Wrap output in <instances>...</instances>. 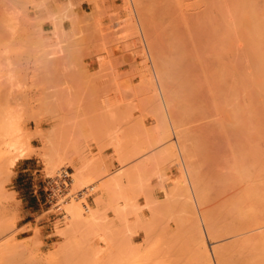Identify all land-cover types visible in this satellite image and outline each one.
Wrapping results in <instances>:
<instances>
[{"label": "rangeland", "instance_id": "rangeland-1", "mask_svg": "<svg viewBox=\"0 0 264 264\" xmlns=\"http://www.w3.org/2000/svg\"><path fill=\"white\" fill-rule=\"evenodd\" d=\"M44 1L0 0V124L12 121L25 151L7 169L8 158L18 152L7 153L8 138L0 135V221L5 208L12 221L0 232V264H189L191 251H195L193 260L189 256L192 264L195 259L202 264V239L212 264L219 263L215 254L219 246L223 248L219 255L226 251L228 260L243 264L254 244V234L249 232L257 233L264 224L242 232L238 225L243 219L236 218L237 225L234 217L226 216L235 213L229 200L234 195L229 198L227 194L231 187L229 192L219 187L229 184L223 185L221 179L234 172L233 162L242 164L241 160L246 162L252 156L246 142H252L253 150L264 149V133L258 132V114L252 113L256 110L254 91L242 96L230 88L233 83L228 84L231 92L222 93L219 87L226 77L239 86L238 73L246 62L238 46L230 52L222 49L218 53L222 56L217 57L222 72L217 71L212 51L220 46L218 31H223L221 4L225 0L215 4L210 0H87L89 7L80 13L67 0L50 18L40 15ZM45 19L51 20V28L43 27ZM63 20L68 21L66 27ZM208 55L215 58L214 69H210L218 72V79L209 69ZM235 94V101L238 97L256 121L248 118L252 124L246 122L249 125L244 127L240 122L230 124H238L244 133L251 129L254 140L246 139L248 133L238 135L243 134L246 141L242 136L237 139L242 141L240 147L246 143L245 155L236 146L237 128L229 130L230 122L223 119L224 109L230 108L225 103L234 104ZM157 120L169 127L161 130ZM254 131L258 132L255 136ZM77 168H84L82 182L76 178ZM65 170L70 181L54 189L57 204L52 203L47 198L49 181L58 182ZM20 173L24 174L19 178ZM110 178L111 188L106 189ZM125 184L127 207L122 195ZM222 190L225 195L218 193ZM203 192L206 198L200 200L205 195H197ZM27 193L33 199L30 210L24 202ZM223 197L230 203L226 205ZM235 199L233 205L238 203ZM70 203L83 206L86 217L92 208L97 209L96 217L72 224L67 232ZM212 213L220 226L210 224L216 221L211 222ZM230 224L231 230L234 225L242 230L236 227V233L230 234ZM180 247L186 248L187 256H180L185 252Z\"/></svg>", "mask_w": 264, "mask_h": 264}, {"label": "bare ground", "instance_id": "bare-ground-1", "mask_svg": "<svg viewBox=\"0 0 264 264\" xmlns=\"http://www.w3.org/2000/svg\"><path fill=\"white\" fill-rule=\"evenodd\" d=\"M216 1H219L220 3H221V0H210V2H211V4H215L216 3ZM262 1V0H261ZM261 1H259L258 2V0H225V1H222V2H225L224 4L222 3L221 5H222V7H224L223 9H222V11H223V13H222V11H221V14H222V19L224 20V21H222V22H225V23H222V22H220V24H222L221 26H220V29H223V31L221 30V31H218V32H220V33H218V40L220 41L219 43V45L218 44H216L217 43V41H216V37H215V44H216V47L217 46H219V48H216L217 50L215 51V49L213 48V51H212V54H214V55H212L213 57L215 56V58H213V59H211V57L209 58V55H208V59H207V61H209L210 63L212 62V64H209L208 66H209V69H210V67L212 66V65H214L215 64V62H214V59H215V61L217 62V60H218V56H220L218 53H220L221 52V50L223 49V51H228V52H230V50L232 49H234L235 48V46H236V48H237V46H238V48H239V51L240 52H242L243 54V60L245 59V63H243L242 62V65H241V67L242 68H240V71L239 72H241V69L243 70L242 71V73H238V78L240 79V80H237V82L239 81V86H235V81L233 82V80H232V78H230V77H226L228 80H226V78H224L226 81H224V79H221V80H223V82H221V84L219 83V87H220V90H222L221 92L222 93H224V91L225 90H227V89H229V87H230V85H228V84H232L231 85V87L230 88H234V89H236V91L234 90L233 92H240V94H242V96H244V95H249L250 93H252L253 91H254V93H255V99H256V108H254V109H256V110H252V113H254V115L256 116V114H258L256 117V121L258 122V123H260V127L258 128V132H262V133H264V4H262L261 5ZM209 2V1H208ZM209 2V3H210ZM218 2V3H219ZM220 3L218 4V5H220ZM262 3H264V1H262ZM210 4V5H211ZM260 4V5H259ZM221 5L220 6H218V8H221ZM223 24H224V26H223ZM223 26V27H222ZM222 27V28H221ZM214 34H216V33H214ZM215 36V35H214ZM213 38V37H212ZM211 38V39H212ZM213 42V43H214ZM215 44H213V46L212 47H214V45ZM225 48V49H224ZM226 48H227V50H226ZM216 52V53H215ZM211 53V52H210ZM221 53H223V52H221ZM224 55V54H223ZM222 56V55H221ZM220 56V57H221ZM245 57V58H244ZM248 57V58H247ZM161 58V57H160ZM210 59L212 60V61H210ZM166 62V61H165ZM209 62H207V63H209ZM220 62V61H219ZM166 63H168V62H166ZM214 63V64H213ZM218 63V62H217ZM217 63H216V65H217ZM222 63V62H221ZM224 63V62H223ZM222 63V64H223ZM245 64V65H244ZM170 65V64H169ZM165 66V65H164ZM187 66V65H186ZM224 66V65H223ZM183 67V66H182ZM188 67V66H187ZM214 66H212V68H213ZM219 67V68H218ZM212 68L210 69L211 71H212ZM217 68H218V72H222V67L220 66V63H218V66H217ZM221 68V69H220ZM224 68V67H223ZM164 67H163V69H162V67L160 68V70H163V73L165 72L164 71ZM167 69V71H168V67L166 68ZM171 69L172 68H170V71H171ZM214 69V68H213ZM173 70V69H172ZM225 70V69H224ZM174 71H175V69H174ZM173 71V72H174ZM214 71V70H213ZM212 71V72H213ZM216 71V74H214V72H213V76L215 77L214 79H218V72ZM169 72V71H168ZM172 72V71H171ZM211 72V73H212ZM176 73V72H175ZM223 74H226V73H224V71H223ZM239 74H241V75H239ZM217 75V76H216ZM227 75V74H226ZM167 76V75H166ZM221 76V75H220ZM228 76V75H227ZM241 78H240V77ZM162 77H164V76H162ZM168 78V77H167ZM237 78V79H238ZM164 79V81L166 80L165 78H163ZM220 79H219V81H220ZM234 79V78H233ZM230 80V81H229ZM231 80H232V82H231ZM236 80V79H235ZM183 81V80H182ZM228 81V82H227ZM227 82V84H225V85H227V86H225L224 85V83H226ZM230 82V83H229ZM222 84H223V86L226 88V89H224V87H221L222 86ZM253 84V85H252ZM221 85V86H220ZM228 87V88H227ZM224 89V90H223ZM232 91V89H229L228 91ZM239 90V91H238ZM154 91H156V90H154ZM230 91V92H231ZM253 93V94H254ZM175 94V95H174ZM173 95L176 97L177 96V94L176 93H174ZM227 94V93H226ZM224 95L225 94H223L221 97H223V99H224ZM231 95H233L232 93H231ZM172 96V95H171ZM174 96H172L171 97V99L172 98H174ZM227 96V95H226ZM234 96V95H233ZM228 97H229V95H228ZM228 97H226V99L228 98ZM170 98V97H169ZM168 98V99H169ZM236 99V94H235V97H233V99H232V102H234V104H228L229 102H227V104L225 103V105L226 106H228V107H230L228 110L227 109H224V112H223V119H227L228 121H226L227 123L228 122H230L229 123V125L232 123V124H234L233 122H235V123H238V124H240L241 123V125H242V127H244V125H249V124H246V122L248 123H250V124H252V122H250L249 120H248V118H250V120L251 121H253L254 120V117L249 113V112H247V113H249V116L251 115V117H253V118H251V117H249L248 116V114L245 112V108L243 107V105L240 103L241 102V100H238V97H237V100L235 101V99ZM246 98V97H245ZM228 100V99H227ZM229 100L231 101V99L229 98ZM228 100V101H229ZM157 102V101H156ZM224 102V101H223ZM235 102H239L240 104H238V103H235ZM158 104V103H157ZM156 104V107L158 106ZM161 103H159V105H160ZM236 104H238L237 106L239 107V109L237 108V106H236ZM225 106V107H226ZM241 106V107H240ZM159 107V106H158ZM161 107H162V105H161ZM224 107V106H223ZM237 110H236V109ZM241 108V109H240ZM158 108H156V110H157ZM231 109V110H230ZM236 110V111H232V110ZM161 110H163V109H161ZM225 110H227V111H225ZM239 110V112H237ZM241 110V111H240ZM229 111V112H228ZM247 111V110H246ZM254 111H257V113L256 112H254ZM226 112V113H225ZM230 112H233V115H230L229 113ZM237 112V113H236ZM158 113H159V109L157 110V112H156V115H158ZM238 113H240L239 115H238ZM243 113V114H242ZM227 114H229V115H227ZM245 114V115H244ZM165 115V114H164ZM226 116V117H225ZM231 116V118L229 119V117ZM234 116V117H233ZM237 118H236V117ZM177 117H178V115H176V120H177ZM181 116L179 115V119H181L180 118ZM158 118H160L159 117V115H158ZM157 118V119H158ZM233 118V119H232ZM237 119L236 121H235V119ZM163 119V118H162ZM258 119V120H257ZM160 120V119H159ZM176 120H175V122H176ZM231 120V121H230ZM232 120H234V121H232ZM158 121V120H157ZM255 121V120H254ZM253 121V122H254ZM255 121V122H256ZM10 122H12V121H3L1 124H0V135H5L6 136V138H8V139H5V142H6V147H5V151L8 153V152H18V154H16V155H13L12 157H9L8 158V163L6 164V168L7 169H11L12 167H13V165L14 164H16V162H17V160L19 159V157H22L24 154H25V151H24V149L22 148V146H21V144H19V141H18V138L16 137V131L18 130L16 127H14V125H12V123H10ZM165 122V121H164ZM178 122V121H177ZM226 122H224V123H226ZM240 122V123H239ZM158 123H160V121H158ZM162 123H163V121H162ZM162 123H160V126L162 127V125H163V129L159 126V128L161 129V130H165V129H167V127H169V126H166V124H165V126H166V128H164L165 126H164V124H162ZM257 123V124H258ZM176 124V123H175ZM237 124V126L236 125H230V127H229V125H227V128L230 130V128H232L231 130H234V128H237L238 129V131H237V129H236V135L238 136L240 133H244V131L242 132V131H240V127H239V125ZM256 124V123H255ZM178 125V124H177ZM226 125V124H225ZM176 126V125H175ZM256 126V125H255ZM169 129V128H168ZM249 129V128H248ZM245 129V132L246 131H248V132H246V133H244L245 135H247V133H248V136H245L246 137V139L247 140H249V138L251 137H253L251 134L252 133H250L251 132V129ZM255 129V128H254ZM254 129H252V130H254ZM168 131V130H167ZM227 132H228V130H227ZM253 132V131H252ZM255 132L256 131H254V133H253V135L255 136ZM258 132H256V133H258ZM162 133V132H161ZM164 134H166L165 132H163ZM162 133V134H163ZM170 133V132H169ZM261 133V134H262ZM232 135H234L235 136V134L232 132L231 133ZM243 135V134H242ZM242 135H240V136H242ZM250 135V136H249ZM240 136H238V137H236V146H238L239 147V151L241 152H239V151H237V152H239L240 153V155H242L243 153H242V149H244V148H246L247 146L249 147V148H251L252 150H251V152L253 153V154H251V152H250V150L248 151V153H250L249 154V156L250 155H252V156H250L251 158H253V159H250V157H247L248 159H246V162L244 161V160H241V162H242V164L240 165L239 164V161H238V164L237 163H235V162H233L232 164V166H235V168L233 169V171L235 172V173H237V175L238 176H236V174H230L229 176H231L229 179L227 178V177H229V176H227L226 178L225 177H223L222 179H221V181H224V183H223V185L225 184V183H228L229 182V184H225L226 185V187H224V188H221V184H222V182L221 181H219V184H218V186H220L219 188V190H221V189H225L226 190V192H229V193H227L228 195H229V198H230V196H232V195H234V196H232L229 200H230V202L228 201V199H227V201L230 203V205L233 207V206H235L234 207V211H235V213H232L231 215H226L227 216V218L230 216V218H233V220H235L236 218H238V219H240L241 218V223L240 222H236V220H235V222L237 223V225L238 226H240V225H242V229H243V231L242 232H244V231H246L245 229L247 228V230L249 231V229L248 228H255V226H256V228H258V227H260L262 224H264V152H262V150H264V149H259V150H253L254 148H252L253 147V144H252V142H250V141H248V142H246V143H250V144H252V146L250 145V144H248L247 146L245 145L246 143H242V145L243 146H239V144H241L240 143V141L238 142L237 141V139H239V137ZM261 136V135H260ZM260 136L258 137V138H260ZM262 136H264V134H262ZM170 137V136H169ZM243 137V136H242ZM244 138V137H243ZM242 138V139H243ZM251 138H250V140H251ZM255 138V137H254ZM168 139V138H167ZM246 139L244 138V141H246ZM253 139V138H252ZM262 139H264V137H262ZM261 139V140H262ZM254 140V139H253ZM171 141V140H170ZM242 142V141H241ZM170 144H172V143H170ZM246 147H245V146ZM172 147V146H171ZM248 148V149H249ZM188 150H189V148H187ZM238 149V148H237ZM247 149V148H246ZM257 149V148H256ZM262 152V153H260V152ZM255 152H259V153H255ZM245 154H246V152H245ZM245 154H243V155H245ZM55 155H53L52 156V160H54V162H55V159L53 158ZM256 156V157H255ZM243 157V156H242ZM255 158V159H254ZM243 159H245V157H243ZM249 160V161H248ZM81 161V160H80ZM86 161H88V160H86ZM84 163V162H83ZM82 164V163H81ZM85 164V163H84ZM239 165V166H238ZM85 167L87 166V164H85L84 165ZM88 167V166H87ZM86 167V168H87ZM85 168V169H86ZM90 168V167H89ZM237 168V169H236ZM78 169V168H77ZM84 169V168H83ZM83 169L82 168H79L78 170H76L77 171V173H76V178H77V180H82L83 179ZM87 170H89V169H87ZM237 170H238V172H237ZM126 173H127V171H125ZM194 174V173H193ZM192 174V176H194ZM234 175V176H233ZM237 178H236V177ZM182 177V176H181ZM197 177V176H196ZM235 177V178H234ZM225 178V179H224ZM219 179V178H218ZM224 179V180H223ZM232 179H234L233 181H231ZM183 180H184V178H183ZM226 180V181H225ZM228 180V181H227ZM240 180V181H239ZM243 182H242V181ZM112 181H113V178H110V179H108L107 181H106V183H107V185H105L106 186V189H108V188H111V185H112ZM181 181V180H180ZM199 181V180H198ZM218 181V180H217ZM82 182V181H81ZM195 182V181H194ZM216 182V181H215ZM221 182V183H220ZM239 182V183H238ZM80 183V182H79ZM183 183V182H182ZM181 183V184H182ZM186 182H185V180H184V184H185ZM234 183V184H233ZM242 185H241V184ZM180 184V183H179ZM203 184V183H202ZM239 184V185H238ZM178 185V184H177ZM176 185V186H177ZM187 185V184H186ZM209 185V184H208ZM228 185H230V186H228ZM107 186H110V187H108L107 188ZM124 187H123V189L125 188V186H126V189H124V191L122 190V195L124 196L123 197V201H124V207H127L128 206V203H129V199H128V195L129 194H127L126 195V193H128L127 191V184H125V185H123ZM175 186V187H176ZM188 186V185H187ZM200 186V185H199ZM207 186V185H206ZM205 185H204V187H206ZM217 186V187H218ZM174 187V188H175ZM203 187V189H206V188H204ZM208 187V186H207ZM223 187V186H222ZM231 187V188H230ZM209 188V187H208ZM207 188V189H208ZM227 188H230L231 190H229V189H227ZM232 188H233V192H231L232 191ZM176 189H178V188H175L174 190H176ZM179 189H181V187L179 188ZM203 189H201V191L203 190ZM125 190H127V191H125ZM225 190H222V192L220 191H218V193H224V191ZM229 190V191H228ZM200 191V192H201ZM216 192H217V190H215ZM236 191V192H235ZM238 191V192H237ZM124 192V193H123ZM180 192H181V190H180ZM206 192V191H205ZM207 192H209L208 190H207ZM207 192H206V194H207ZM225 192V193H226ZM235 192V193H234ZM225 193H224V195H225ZM197 193H195V195H196ZM200 194V193H199ZM232 194V195H231ZM201 195L202 196H204L205 195V193L203 192V194H200V195H197V198H198V196H200L201 197ZM209 195V194H208ZM219 195V194H218ZM221 195V194H220ZM235 195H237V197L235 196ZM209 197V196H208ZM228 197V196H227ZM236 199H235V198ZM99 198L101 199V201H102V198L99 196ZM99 198H97V199H99ZM204 198H206V195L204 196V197H201L200 198V200L201 199H203V200H205ZM225 197H223V200H224V202H225V204L227 205L228 204V202H226L225 201V199H224ZM232 198H233V200L235 199V201L236 202H238L237 204L236 203H234V201H233V203H234V205L232 204ZM191 199V198H190ZM222 200V201H223ZM190 201H192L193 202V200H190ZM199 201V200H198ZM209 201V200H208ZM244 201V202H243ZM247 203H246V202ZM71 202H74V201H71ZM191 203V202H190ZM202 203H203V201H202ZM204 203H205V201H204ZM222 203V202H221ZM220 203V204H221ZM240 203V204H239ZM244 203V204H243ZM79 204H80V202H79ZM192 205V203L190 204V206ZM225 205V206H226ZM229 205V206H230ZM242 205H243V207H242ZM80 206L81 205H78L77 203H70L69 205H68V207H67V209H66V211H67V214H68V216L70 217V222H69V226L67 227V232H69V231H71L72 230V224H78L80 221H84V222H87V221H89V220H92L94 217H96L95 216V214L97 213V209H95L94 210V208H92L91 209V211L89 212V214L87 215V217L86 216H83V214H82V208H83V206L80 208ZM86 206V205H85ZM84 206V207H85ZM189 206V207H190ZM193 206V205H192ZM191 206V207H192ZM221 206H223V205H221ZM230 206V207H231ZM241 206V207H240ZM249 207V208H247L248 210H247V212L245 211L246 210V207ZM190 207V208H191ZM227 207V206H226ZM230 208V209H233V208ZM237 207H239V209H237ZM193 208V207H192ZM221 208H223V207H221ZM216 209H217V207H216ZM227 209V208H226ZM237 209V210H236ZM245 209V210H244ZM93 210V211H92ZM218 210V209H217ZM239 210H240V212H242V213H240L239 212ZM84 211V210H83ZM101 211V210H100ZM213 211V210H212ZM212 211H210V212H212ZM220 211V210H219ZM223 211V210H222ZM229 210H227V212H228ZM194 212H195V210H194ZM221 212V211H220ZM230 212V211H229ZM232 212H233V210H232ZM236 212H238V214H236ZM206 213V212H205ZM216 214H218V212H215ZM231 213V212H230ZM6 214H7V209L5 208V210H3V214H2V217H1V221H0V232H3V231H6V229L8 228V227H10L11 225H12V221H11V219H10V217H6ZM208 214V213H207ZM222 214V213H221ZM221 214H220V216H221ZM236 214V215H235ZM244 214V215H243ZM195 215H196V213H195ZM210 215V213L208 214V216ZM236 217H235V216ZM211 216V215H210ZM213 216H215V217H213ZM225 216V215H224ZM223 216V217H224ZM226 216L224 217V219H226ZM238 216H242V217H238ZM213 217V218H212ZM212 221L211 222H213L214 220H216V219H214V218H216V217H218L217 215H215L214 213H212ZM197 218V217H196ZM208 220H209V218H207ZM223 218H221V220H222ZM195 220V219H194ZM197 220H198V218H197ZM220 220V221H221ZM229 221H231V220H229ZM237 221H239V220H237ZM219 221L218 220H216L214 223H210L211 225L212 224H216L217 223V225L218 226H220L219 225V223H218ZM228 222V221H227ZM234 222V221H233ZM235 222L234 223H232V224H235ZM192 223H193V221H192ZM195 223V222H194ZM197 223L198 222H196L195 224H196V226H198L199 225V223H198V225H197ZM208 223V222H207ZM225 223V222H224ZM262 223V224H261ZM194 224V225H195ZM209 224V225H210ZM225 224H227V223H225ZM228 224H229V222H228ZM227 224V225H228ZM193 225V224H192ZM193 225V226H194ZM208 225V226H209ZM210 225V226H211ZM237 225H234L235 226V228L237 227ZM259 225V226H258ZM196 226H195V228H196ZM209 226V227H210ZM215 226V225H214ZM208 227V228H209ZM216 227V226H215ZM215 227H213L212 226V228H215ZM222 228H223V230H224V224H222V226H221ZM226 228L228 227V226H225ZM218 227H216L215 229H217ZM221 228V229H222ZM228 228H230L229 229V233L230 234H232V231L235 229H233V230H231L232 228H231V224H230V226L228 227ZM238 228V229H237ZM236 229L237 230H239V232L242 230V229H240L241 227H237ZM245 228V229H244ZM197 229V228H196ZM200 229V228H199ZM211 229V228H210ZM209 229V230H210ZM236 229L234 230V231H236ZM212 230V229H211ZM220 230V229H219ZM226 230V229H225ZM253 230V229H252ZM264 231V229H262V227L259 229L258 228V230H256L257 231V233L255 232V230H253L254 231V233L252 232V231H250L249 233L250 234H254V235H251V237H253L254 236V240H253V249H252V252H251V254H248V256H247V258L249 259L248 261L247 260H245V259H247V258H245L244 259V262L246 261V263H244L243 262V264H264V232H262V231ZM197 231H199V230H197ZM221 231V230H220ZM234 231H233V233H234ZM200 232V231H199ZM210 232V231H209ZM223 232V233H222ZM221 232V234H219V235H223L224 234V231H222ZM238 231H237V233H239ZM241 232V233H242ZM217 232L215 231L214 232V235L216 234ZM220 233V232H219ZM227 233H228V231H227ZM229 233H228V235H229ZM236 233V232H235ZM234 233V234H235ZM249 233H248V235H249ZM211 234H212V236H213V231L211 232ZM247 234V233H246ZM217 235V234H216ZM225 236V235H224ZM241 236V235H240ZM216 237V236H215ZM251 237H250V235H249V238H250V241L253 239H251ZM204 238V237H203ZM238 238H239V235H238ZM241 238H242V236H241ZM243 238H246L245 237V234L243 235ZM191 239V238H190ZM190 239L188 240V239H186V240H188V241H190ZM194 239V237H192V239H191V241ZM203 240V242H201V243H205V240L204 239H202ZM247 240H248V242H247ZM190 241V242H191ZM196 241V240H195ZM239 241L241 242V239H239ZM247 243H249V239H248V237L246 238V240H245ZM240 242H238V243H240ZM242 242H244L243 241V239H242ZM129 243V242H128ZM127 243V244H128ZM194 243V240L192 241V244ZM245 243V242H244ZM244 243H241L242 244V246H243V244ZM188 244H189V242H188ZM202 244V246H204L205 248H206V243L203 245ZM234 244V243H233ZM129 245V244H128ZM185 245V244H184ZM248 245V244H247ZM133 246V245H132ZM194 246V245H193ZM232 246V245H231ZM251 246V247H252ZM126 248L127 247H129V246H125ZM204 247H201V249H202V254H201V261H202V264H212V260H210V258H211V256L209 257V254H208V252H206V250H203V249H205ZM219 247H221V246H219ZM219 247H217V249H219L218 251H219V253H218V251L217 250H215V254H218V256H219V261H218V259H217V261L216 262H219V263H217V264H232V260L229 258V260L225 257V253H227L226 251H225V253H224V251H222L223 253H222V255H219V254H221V250L223 249H220ZM224 247V249H225V246H223ZM236 247V246H235ZM244 247V246H243ZM126 248H124V249H126ZM194 248H195V246H194ZM228 248V247H227ZM227 248H226V250H227ZM183 250V247H180L178 250ZM207 249V248H206ZM242 249V248H241ZM127 250H129V249H127ZM127 250H124V251H127ZM229 250V249H228ZM232 249L230 248V250H229V252L231 251ZM235 250H238V248L237 249H235ZM183 251H185L184 253H183ZM183 251H180V253H183L182 255L180 254V256H187V255H184L185 253H187V250H186V248L184 247V250ZM200 251V250H199ZM234 250H232V252H233ZM244 251V250H243ZM128 252V251H127ZM190 252V251H189ZM195 251H191L190 253H189V256H194L195 255V253H194ZM228 252V253H229ZM236 252V251H235ZM240 252V251H239ZM245 252V251H244ZM247 252H249V251H247ZM249 252V253H250ZM192 253H194V255L192 254ZM200 253H201V251H200ZM237 253V252H236ZM188 254V253H187ZM191 254V255H190ZM230 254H232L231 252H230ZM233 254H235V253H233ZM245 254V253H244ZM251 255V256H250ZM189 256H188V259L190 260H187L186 259V257H184V260L186 261V262H189V264H190V262L195 258V256L194 257H192V260L189 258ZM236 256V255H235ZM235 256H232V257H235ZM239 256V255H238ZM124 257H126V256H124ZM237 258V257H236ZM238 259V258H237ZM126 260H127V257H126ZM181 260L183 261V259L181 258ZM243 260V259H242ZM198 261V260H197ZM196 261V259H195V262H196V264H198V262ZM235 261V260H234ZM194 261H192L191 262V264L193 263ZM242 262V261H241ZM183 264H184V262H182ZM235 263H238L239 264V262L237 261V262H235ZM188 264V263H187ZM233 264H234V262H233ZM242 264V263H241Z\"/></svg>", "mask_w": 264, "mask_h": 264}, {"label": "crops", "instance_id": "crops-1", "mask_svg": "<svg viewBox=\"0 0 264 264\" xmlns=\"http://www.w3.org/2000/svg\"><path fill=\"white\" fill-rule=\"evenodd\" d=\"M75 4L74 9L76 11H78L79 13L82 12L83 10L86 11V7H89V3L87 0H72ZM68 1L67 0H45L44 1V6L40 9V15L44 16V17H51L55 12L60 10V7L63 5H67ZM62 25L63 27H66L68 25V21L67 20H63L62 21ZM52 23L50 19H45L44 23H43V27H48L51 28ZM24 170H20V172H23ZM22 174L24 173H20L19 178L22 177ZM22 189V188H21ZM25 189H28V186H26ZM27 197H24V202L25 205L27 206V209L30 210L32 209V203H33V199L32 197L29 195V193H27Z\"/></svg>", "mask_w": 264, "mask_h": 264}, {"label": "built area", "instance_id": "built-area-1", "mask_svg": "<svg viewBox=\"0 0 264 264\" xmlns=\"http://www.w3.org/2000/svg\"><path fill=\"white\" fill-rule=\"evenodd\" d=\"M56 181H58V182L49 181V185L47 188V190H48L47 198H50V200L53 201L52 203H55V204H57V197L54 196V189H56L58 186L63 188L70 181L69 173L67 172V170L62 171L60 173V179L56 180Z\"/></svg>", "mask_w": 264, "mask_h": 264}]
</instances>
